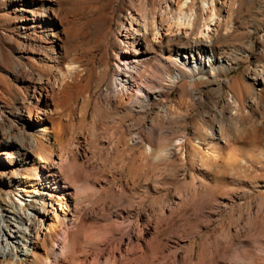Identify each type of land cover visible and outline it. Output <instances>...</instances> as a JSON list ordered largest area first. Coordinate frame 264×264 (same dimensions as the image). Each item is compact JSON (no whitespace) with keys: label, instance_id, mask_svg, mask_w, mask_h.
<instances>
[{"label":"bare ground","instance_id":"obj_1","mask_svg":"<svg viewBox=\"0 0 264 264\" xmlns=\"http://www.w3.org/2000/svg\"><path fill=\"white\" fill-rule=\"evenodd\" d=\"M188 1L187 13L172 3L159 15L147 19L135 13L119 23L113 78L99 96L96 110V116L110 126L96 151L111 142V150L122 157L117 166L112 163L107 169L92 162L88 131L70 134L68 139L63 126L62 140L58 125L47 127L55 114L50 107L58 106L62 92L74 89L84 69L68 49L56 50L62 35L71 37L64 30L59 2L46 6L43 59L49 71L36 79L32 94L20 101L14 123L6 129L0 126V264H252V255L228 251V242L219 237L196 245L194 237L182 238L181 228L173 229L174 218L181 216L187 204H198L204 196L192 195L189 203L164 211L154 206L155 188L154 200L147 202L148 164L170 161L172 150L180 152L184 143L182 139L165 141L163 126L175 122L178 114L161 105L151 113L152 105L161 103L176 87L182 97L201 99L196 91L201 80L195 74L201 67L212 70L222 61L214 52L221 34L213 2L199 0L196 14L193 0ZM90 100L89 94L79 108L69 107L67 113L60 106L69 119L78 113L83 121ZM227 104L234 111L239 107L232 97ZM126 120L131 122L123 126ZM32 126H40L38 131L46 135L30 136ZM200 136L217 139L221 131L214 135L206 130ZM199 143L197 138L193 148ZM36 160L39 170L34 179L26 174L25 163ZM129 164L136 167L133 173ZM15 192L30 198L29 204L13 202Z\"/></svg>","mask_w":264,"mask_h":264},{"label":"rangeland","instance_id":"obj_2","mask_svg":"<svg viewBox=\"0 0 264 264\" xmlns=\"http://www.w3.org/2000/svg\"><path fill=\"white\" fill-rule=\"evenodd\" d=\"M54 1L59 2L61 18L66 22L64 30L71 37L62 35L56 50L63 53L60 49L63 47L75 54L84 72L71 92L61 93L57 100L61 111L57 104L50 107L48 111L55 114L47 127L51 130L52 124L58 125L62 140L63 126L68 139L70 134L88 131L92 139L89 148L94 152L92 162L104 165V169L112 163L117 166L122 157L111 150V142L106 143L103 151H96L100 141L110 133V126L96 116V110L99 96L113 78L119 23L130 14L147 19L159 15L172 3L187 13L191 4L188 0H0V126L3 129L14 123L16 108L32 94L36 79L49 71L43 59L47 50L43 25L47 16L45 8ZM206 1L213 2L219 20L218 36L221 35L214 52L222 63H216L212 70L201 67L195 74L201 80L196 86L201 99L193 95L182 97L176 87L161 103L152 105L151 113L161 105L178 114L173 117L175 122L163 126L167 134L165 141L182 139L184 143L180 152L172 150L170 161H160L157 166L148 164L147 202L154 200L151 193L155 188L158 195L154 206L164 211L189 203L192 195L204 196L202 202L187 204L181 216L174 218L173 229L181 228L180 237H194L196 245L204 241L210 244L219 237L228 242V251L252 255V264H264V0ZM193 2L198 14L199 0ZM89 94L85 120L80 121L78 113L69 119L66 116L69 107L79 108ZM231 97L239 103L236 111L227 104ZM180 98H184L182 108L178 104ZM130 122L126 120L123 126ZM39 129L40 126L30 127L29 135L44 137L46 134ZM206 130L214 135L221 131V136L217 139L200 136ZM197 138L200 143L194 149ZM129 166L133 173L136 167ZM25 168L29 169L27 175L38 177V160L25 163ZM11 200L19 206L20 201L30 202L20 192H15Z\"/></svg>","mask_w":264,"mask_h":264}]
</instances>
